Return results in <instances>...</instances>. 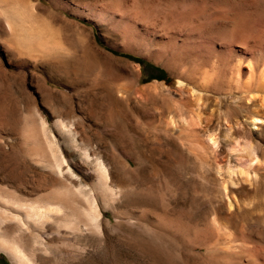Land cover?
Returning <instances> with one entry per match:
<instances>
[{
	"label": "rangeland",
	"instance_id": "1",
	"mask_svg": "<svg viewBox=\"0 0 264 264\" xmlns=\"http://www.w3.org/2000/svg\"><path fill=\"white\" fill-rule=\"evenodd\" d=\"M236 66L254 87L264 0H0V264H262Z\"/></svg>",
	"mask_w": 264,
	"mask_h": 264
},
{
	"label": "bare ground",
	"instance_id": "2",
	"mask_svg": "<svg viewBox=\"0 0 264 264\" xmlns=\"http://www.w3.org/2000/svg\"><path fill=\"white\" fill-rule=\"evenodd\" d=\"M9 22V21H8ZM15 21L14 20H10L9 23V27L13 30L15 27ZM18 25H16L17 27ZM42 38V37H41ZM44 40V39H43ZM20 41V40H19ZM46 42V40H44ZM43 44V43H42ZM252 65V64H251ZM250 66V65H249ZM230 71V70H228ZM230 77H232L233 81H235V83H237L241 77V71H240V67L236 66L234 67L233 70H231L230 73H228ZM228 76V75H227ZM243 78H247V80L245 81V86H246V93L252 95V98L250 99L253 105V109L250 112V117H251V125L253 126H258L259 123H264V66L260 69L259 71V75H258V81L257 84L253 87V85H250V78H252L251 76H253L252 72H247L246 74L242 75ZM179 84L181 85V83L179 82ZM239 87V86H238ZM173 124V123H172ZM260 126V125H259ZM213 141V139H211ZM215 141V140H214ZM216 143V142H214ZM233 144V143H232ZM60 168V167H59ZM60 170V169H59ZM66 193L67 195L70 194L72 191L70 188H68V186L65 187ZM260 198L262 199V201H264V190H262L260 192ZM50 206V205H49ZM53 206V205H52ZM264 206V205H263ZM53 207H57V206H53ZM43 208V207H42ZM59 208V207H58ZM58 208H54V209H58ZM53 209V210H54ZM32 210V209H31ZM44 210V209H43ZM40 210L38 208H34L33 207V211L32 213L37 216L38 218H42L44 211ZM50 210H52V208H50ZM52 210V211H53ZM61 210V208H60ZM47 211V210H46ZM66 215V214H65ZM64 215V216H65ZM68 215V214H67ZM69 216V215H68ZM67 216V217H68ZM66 217V218H67ZM36 219V218H35ZM37 220V219H36ZM69 226V224H68ZM261 261L262 264H264V250L261 254Z\"/></svg>",
	"mask_w": 264,
	"mask_h": 264
},
{
	"label": "trees",
	"instance_id": "3",
	"mask_svg": "<svg viewBox=\"0 0 264 264\" xmlns=\"http://www.w3.org/2000/svg\"><path fill=\"white\" fill-rule=\"evenodd\" d=\"M127 57L135 60L136 62H138L141 66H143V71H147V77L144 81H148L150 79H157V80H166V72L165 70H163L162 68L151 64L149 62H147L145 59L141 58V57H132L130 55H126Z\"/></svg>",
	"mask_w": 264,
	"mask_h": 264
}]
</instances>
